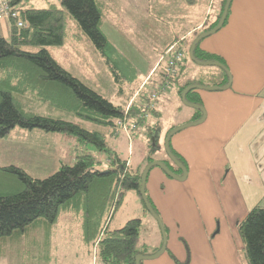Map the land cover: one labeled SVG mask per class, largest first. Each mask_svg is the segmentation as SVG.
<instances>
[{"label": "trees", "instance_id": "16d2710c", "mask_svg": "<svg viewBox=\"0 0 264 264\" xmlns=\"http://www.w3.org/2000/svg\"><path fill=\"white\" fill-rule=\"evenodd\" d=\"M40 1L45 6L32 5L31 0H12L11 7L19 13L18 20L24 26L19 28L14 20H9L7 35H0V139L15 128L40 130L73 136L78 144H91L104 152L106 136L115 133L118 123L124 124L130 119L138 124L139 118L141 122L148 111L155 113L156 107L147 109L149 104H139L126 112L123 107L113 105L64 70L47 50V47L64 45L67 14L115 73L111 67L114 61L110 57L115 51L100 31L102 8L97 0ZM222 3L220 13L203 33L217 25L225 0ZM199 44L194 51L196 60L216 61L224 65L219 57L201 52ZM32 47L38 48V51L33 52L30 50ZM220 71L223 80L216 87H223L228 82L226 74ZM190 85L182 87L178 94L181 96ZM31 98L53 109L72 113L106 130V133L89 131L72 122L27 110L23 101ZM146 99L149 100V97ZM186 100L201 105L194 91L187 93ZM196 118H201L198 111ZM170 151L181 162L171 148ZM110 162L111 169L99 171L89 154L76 156L72 166L61 165L57 172L44 179L33 178L15 166L1 167L0 259L5 245L13 241L21 242L33 232L42 231L47 244L60 217L71 214L79 222L81 243L85 247L96 248L100 264H136L141 220H129L115 230H110L108 223L122 205L127 192L135 191L140 197L141 173L145 166L133 170L127 160L117 157ZM165 165L172 169L169 162ZM141 204L144 206L142 200ZM236 230L247 263L264 264V206H255L248 211L237 223ZM171 258L175 261L173 256Z\"/></svg>", "mask_w": 264, "mask_h": 264}, {"label": "rangeland", "instance_id": "374dc122", "mask_svg": "<svg viewBox=\"0 0 264 264\" xmlns=\"http://www.w3.org/2000/svg\"><path fill=\"white\" fill-rule=\"evenodd\" d=\"M106 1L108 5L106 3L107 9L102 13L100 31L115 51V53L110 54L111 60L114 61L111 67L115 69V73L105 64L88 37L67 14V34L64 45L47 47V50L64 70L79 79L89 89L113 105L121 106L126 112H129L132 108L139 106L140 100H144L140 96L145 94L148 96L152 90H159V87L152 86L157 80L158 72L152 77L153 71L149 72L155 54L154 50L162 42L170 40L173 30L181 31L182 29L181 32H185L186 26L182 23L181 17L184 19L188 14V12H184L185 4L191 5L192 3L190 4V0ZM211 1L213 0H202L200 4H192L194 9L204 5L203 24L199 26V30H194L189 36H184L186 38L179 39L171 45L175 49H181L185 52L184 59L187 66L182 68L183 74L176 81L171 82V93L166 91L167 88L165 91H158L159 96L155 101L156 103L153 104L156 108L157 101L162 105L159 107L160 110L157 115L148 111L141 122L140 118L137 120L139 121L138 124L136 120L130 119L122 125L118 123L115 133L106 136L104 152L98 151L91 144H78L73 136L15 128L5 138L0 139V168L15 166L33 178L44 179L57 172L61 165L72 166L76 156L85 154L92 157L94 167L99 171L111 169L110 160L116 157L123 161L127 160L133 170L143 169L151 162L170 163L163 148L166 133L171 128L195 122L194 115L197 114L196 110L183 105L178 91L186 85L187 81L191 85L216 87L210 84L214 79L212 73H220V69L217 67L198 66L188 58L190 44L210 24L205 19L209 17L210 13H212L211 15L214 14L216 19L220 13L223 0L215 9H212ZM31 2L32 5H38L37 7L45 6V4L41 5L40 0H31ZM199 14L200 11L192 12L193 21L199 18ZM30 50L37 52L38 48L32 47ZM161 58L158 65L163 62H161ZM146 75L148 77L143 82L145 86L142 87V90L140 89V82ZM23 103L27 110H32L35 113L66 120L89 131L106 133V130L98 128L72 113L53 109L50 105L37 102L32 98L23 101ZM153 142H156L157 145L155 146ZM149 160L151 161L149 162ZM173 169L176 170L177 168L174 166ZM145 194L164 222V217L161 216L160 211L152 201L148 188ZM262 200L258 199L259 202H263ZM250 201L244 199L246 205L244 204L243 208L246 207L248 211L253 207L252 202L254 204V201ZM197 203L202 219L211 220L214 216L216 225H222L215 204L206 205L205 201L199 200ZM205 209L209 211L206 213L204 212ZM132 219L141 220V228L136 243L138 255H154L162 244L161 231L158 223L141 204V199L135 191L127 192L122 205L108 223L109 229H119ZM78 225V220H75L71 214L62 216L54 227L51 241L47 244H45V235L42 231L33 232V235L25 237L21 242L8 243L3 250L4 255L0 259V264H100L96 255V248L93 246L85 247L81 243ZM163 226L166 229L165 223ZM217 231L218 229L215 230V232ZM167 234L166 231V236ZM218 239L223 238L220 237L216 240ZM236 250L238 259L244 261L243 264H248L243 247L241 246ZM212 251L215 253L214 248ZM47 256H49L48 261L46 260ZM173 258L175 257L173 256ZM146 262L144 261V264Z\"/></svg>", "mask_w": 264, "mask_h": 264}, {"label": "crops", "instance_id": "0c3cea01", "mask_svg": "<svg viewBox=\"0 0 264 264\" xmlns=\"http://www.w3.org/2000/svg\"><path fill=\"white\" fill-rule=\"evenodd\" d=\"M97 1L103 13L108 2ZM201 1L190 0V4ZM211 3L215 9L221 0ZM192 4H185L184 12L188 14L184 19L181 17L185 32L173 30L170 40L154 50L149 72L153 71L151 77L157 72L159 75L152 86L158 88L163 82L165 61L158 63L167 48L203 24L204 5L194 9ZM195 11L200 14L193 21L192 12ZM211 14L205 19L210 24L215 20ZM9 23L8 20L0 22V35H7ZM199 50L219 57L228 69L232 83L224 91L194 90L206 118L203 123L178 132L170 140L171 150L184 161L180 159L186 168V179L182 182L173 180L157 167L147 175L145 192L148 188L152 201L164 217L163 222L158 215L166 225L168 239L165 253L145 264H184L186 261V264H243L244 261L237 257L236 249L243 245L236 225L248 213L247 208H243L244 199L254 201L253 207L264 206V0H232L223 27L202 40ZM185 66V60L177 66L166 91L172 92L171 82L183 74ZM147 77L140 82L142 90ZM212 77L211 85L222 84L221 71L212 73ZM153 92L140 96L144 99L140 104L147 105L149 100L146 98ZM161 105L157 101L153 115H157ZM170 163V168H174ZM173 168L170 170L175 175L182 176L181 171ZM198 200L205 201L206 205H216L222 225H216L214 216L211 220L202 219ZM220 237L223 239L216 240ZM187 255L190 258L187 259Z\"/></svg>", "mask_w": 264, "mask_h": 264}, {"label": "water", "instance_id": "95a60500", "mask_svg": "<svg viewBox=\"0 0 264 264\" xmlns=\"http://www.w3.org/2000/svg\"><path fill=\"white\" fill-rule=\"evenodd\" d=\"M232 0H225V5L223 7V11L221 14V17L217 23V25L209 32H204L201 33L200 35H198L194 41L192 42V44L190 45L189 51H188V58L189 60L198 65V66H212V67H217L220 70H222L227 78H228V82L225 86L223 87H203V86H199V85H191L189 87H187L186 89H184V91L181 93V101L183 103V105H185L188 108L194 109L198 112L201 113V118L193 123L190 124H185L182 126H179L177 128H173L165 137L164 139V151L166 153V155L168 156L169 160L172 162V164L181 171L182 176H177L175 175L163 162H151L150 164H148L142 171L141 173V183H140V189H139V195L140 198L145 206V209L148 211V213L155 219V221L158 223V226L160 228L161 231V235H162V244L160 249L158 250V252H156L154 255L151 256H142V255H137L135 257V262L136 264H140L141 262L147 261V260H153V259H157L158 257H160L162 254L165 253L166 251V246H167V236H166V232L163 226V223L160 219V217L158 216V214H156V212L154 211V209L152 208V206L150 205V203L147 200L146 194H145V185H146V178L147 175L149 173V171L154 168L157 167L160 170H162L168 177H170L173 180L176 181H184L186 179V168L182 165V163L180 161H178L171 153L170 151V140L171 138L177 134L178 132L187 129L189 127L192 126H197L201 123L204 122L205 118H206V113H205V109L204 107H202L201 105H196L193 103H189L186 100V95L188 92L190 91H194V90H204V91H224L230 88L231 83H232V77L228 71V69L222 65L219 62H201L196 60V58L194 57V51L196 46L204 39L208 38L209 36L214 35L215 33H217L224 25L227 14H228V10L230 7Z\"/></svg>", "mask_w": 264, "mask_h": 264}, {"label": "built area", "instance_id": "2783aa9c", "mask_svg": "<svg viewBox=\"0 0 264 264\" xmlns=\"http://www.w3.org/2000/svg\"><path fill=\"white\" fill-rule=\"evenodd\" d=\"M11 2L12 0H0V22L14 20L17 27H23L24 24L18 20L19 13L11 7ZM184 54V51L181 49H175L174 46H171L166 50L164 57L161 58V62L165 61L164 79L162 84L159 86L158 91H165L169 86V81L173 76H175L177 66L181 65L185 60ZM158 91H154L150 94L149 105L146 107L147 109L154 108L155 105L153 103L159 96ZM119 124L122 125L121 123Z\"/></svg>", "mask_w": 264, "mask_h": 264}]
</instances>
